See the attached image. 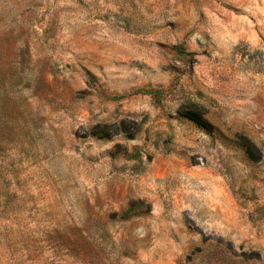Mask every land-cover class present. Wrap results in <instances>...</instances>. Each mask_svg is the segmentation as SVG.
<instances>
[{
	"label": "rangeland",
	"instance_id": "obj_1",
	"mask_svg": "<svg viewBox=\"0 0 264 264\" xmlns=\"http://www.w3.org/2000/svg\"><path fill=\"white\" fill-rule=\"evenodd\" d=\"M0 264H264V0H0Z\"/></svg>",
	"mask_w": 264,
	"mask_h": 264
}]
</instances>
